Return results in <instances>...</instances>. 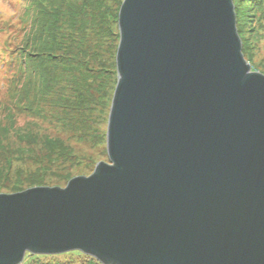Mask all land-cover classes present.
Returning <instances> with one entry per match:
<instances>
[{"label":"water","instance_id":"water-1","mask_svg":"<svg viewBox=\"0 0 264 264\" xmlns=\"http://www.w3.org/2000/svg\"><path fill=\"white\" fill-rule=\"evenodd\" d=\"M108 163L0 194V264H264V75L233 0H124Z\"/></svg>","mask_w":264,"mask_h":264},{"label":"trees","instance_id":"trees-1","mask_svg":"<svg viewBox=\"0 0 264 264\" xmlns=\"http://www.w3.org/2000/svg\"><path fill=\"white\" fill-rule=\"evenodd\" d=\"M18 1L23 2V7L14 18L16 23L12 26L0 21V29L4 32L12 30L9 37L1 38L0 42V78L6 77L0 111L8 110L17 101L16 109L31 113L35 98L40 95L45 106L41 110L43 114L55 98L60 108L58 118L61 122L58 123L65 128L75 126L69 135L76 142L89 147H94L92 144L97 142L96 147L102 145L106 154V131L99 127L107 124L104 117L111 101L110 90L117 84L115 55L120 37L119 33L114 34V28L118 27V13L123 0ZM262 1L234 0L239 34L244 35L247 30V34H251L254 28L250 19L254 17L256 7L262 8ZM108 36L111 42L115 37L117 45H106L104 39ZM248 39L246 37L244 41ZM51 92H58V96L54 97ZM26 139L29 145L14 151L5 144L7 139L0 140V161L4 164L0 168V177L9 176L15 159L26 158L39 166L37 170H47L58 162L54 161L56 157L49 159V166L43 168L42 161H36L32 154L37 150L42 154L43 148L55 156L65 148L61 139L47 135L39 140L36 137L32 139L30 135ZM19 173L20 169L16 174ZM42 179L40 173L32 178L36 186L46 185L39 183ZM22 190L24 188L13 186L11 193ZM67 255L73 259L56 262L57 256H30L27 253L23 264L78 263L74 259L81 260L78 264H101L81 252Z\"/></svg>","mask_w":264,"mask_h":264},{"label":"rangeland","instance_id":"rangeland-1","mask_svg":"<svg viewBox=\"0 0 264 264\" xmlns=\"http://www.w3.org/2000/svg\"><path fill=\"white\" fill-rule=\"evenodd\" d=\"M22 7L23 2L18 0H0V21H2V23L13 26V24L16 23V20L14 18L18 15ZM33 14L32 19H30L31 23L33 21ZM253 14L254 17L250 19L252 21L251 26L254 28L251 34H247V30V33H245L244 35H241L239 33L238 35L242 43V54L244 55L246 62L251 67V71L264 75V1H262V8L256 7V9H254ZM118 30V27L116 29L114 28V34L119 33ZM11 32L12 30L4 32L3 29H0V42H2L1 38L9 37ZM246 37L249 39L244 41ZM113 38L114 43L111 42L112 40L109 38V36L108 39H104V43L106 45H117V43H115V37ZM244 48L247 49V54L246 51H244ZM5 78V76L3 78H0V98L4 90L3 82ZM116 85H114L113 90H110L111 101L109 102L107 107L108 109L105 112L104 118L107 119L105 123H108L110 108ZM21 93L22 89L20 90V94ZM51 93L54 95V97L58 96V92L56 94L53 92ZM62 94L66 97L68 96L65 95L64 92ZM16 105L17 101L14 102V104H12L8 110L0 111V140L7 139V141H5V144L9 146L11 150L14 151L18 149H25L29 145V140L26 139V137L29 135L32 136V139L36 137V140H39V138L44 135H47V137L53 139L59 138L65 143V148L62 151L57 152L55 156H52L50 154V151H45L43 148L42 154L41 150H37L35 154H32L36 161H42L43 168L49 166V159L56 157V160L54 161L58 162H55V164L47 170L42 168L40 170H37L39 169V166H37L33 161L28 160L26 158H23L24 160L15 159L13 162L12 171L10 172L9 176L0 177V194H14L11 193L13 186H19L20 188H24V190H22L21 192L26 191L29 188L36 187L65 188L71 179L81 176L89 177L93 174L96 166L99 163H108L107 148L105 154L102 150V145L98 146V148L100 147V149L96 147L97 142L93 143L96 145L92 144V146L94 147H89L83 145V143L76 142V140L69 135L70 130L75 126L65 128L58 123V121L61 122V120L58 118L60 108L58 107L59 104L56 103L55 98L53 104L49 106L52 108L50 109L48 107L47 110H43V114H41V110L42 107L45 106L41 103L40 95L35 98V107L31 113H22L21 110L16 109ZM78 113L82 114V112ZM99 129H104L107 133V124H105L104 126L102 125V127L100 126ZM27 152L31 153L30 151ZM3 165V162L0 161V168ZM18 169H20V173L16 174ZM36 173H40L43 177V179L40 180L39 183L46 185L36 186L34 184L35 182L34 180H32V178ZM56 256L59 257L56 259V262H67L73 259L68 255L65 256V254ZM74 260L78 261V263L81 261L78 259Z\"/></svg>","mask_w":264,"mask_h":264}]
</instances>
